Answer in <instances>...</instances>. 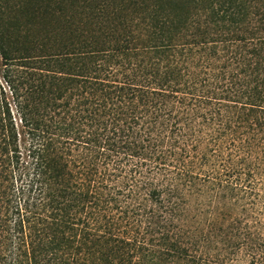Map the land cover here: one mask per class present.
<instances>
[{
    "label": "trees",
    "instance_id": "16d2710c",
    "mask_svg": "<svg viewBox=\"0 0 264 264\" xmlns=\"http://www.w3.org/2000/svg\"><path fill=\"white\" fill-rule=\"evenodd\" d=\"M0 75V264H264V0H0Z\"/></svg>",
    "mask_w": 264,
    "mask_h": 264
},
{
    "label": "rangeland",
    "instance_id": "374dc122",
    "mask_svg": "<svg viewBox=\"0 0 264 264\" xmlns=\"http://www.w3.org/2000/svg\"><path fill=\"white\" fill-rule=\"evenodd\" d=\"M0 78H1V75H0ZM218 211V210H216ZM222 214H218V213H215V215L213 216V218L211 219V221L213 222V225L216 224L219 220L222 219ZM212 227H209V229H211Z\"/></svg>",
    "mask_w": 264,
    "mask_h": 264
}]
</instances>
